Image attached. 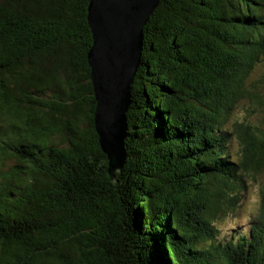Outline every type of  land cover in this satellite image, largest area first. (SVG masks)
I'll use <instances>...</instances> for the list:
<instances>
[{
	"label": "trees",
	"instance_id": "obj_1",
	"mask_svg": "<svg viewBox=\"0 0 264 264\" xmlns=\"http://www.w3.org/2000/svg\"><path fill=\"white\" fill-rule=\"evenodd\" d=\"M89 2L0 0V264H264V0H161L115 177Z\"/></svg>",
	"mask_w": 264,
	"mask_h": 264
},
{
	"label": "water",
	"instance_id": "obj_2",
	"mask_svg": "<svg viewBox=\"0 0 264 264\" xmlns=\"http://www.w3.org/2000/svg\"><path fill=\"white\" fill-rule=\"evenodd\" d=\"M161 0H90L88 24L93 43L88 52L96 108L95 128L112 177L127 159L126 113L142 60L143 30Z\"/></svg>",
	"mask_w": 264,
	"mask_h": 264
},
{
	"label": "rangeland",
	"instance_id": "obj_3",
	"mask_svg": "<svg viewBox=\"0 0 264 264\" xmlns=\"http://www.w3.org/2000/svg\"><path fill=\"white\" fill-rule=\"evenodd\" d=\"M260 116L256 115L254 119H258ZM254 186L252 187V189L250 190V192H248V198H247V202L245 205V208L243 209V213H246L247 211L253 209L258 200H259V189H258V184H253Z\"/></svg>",
	"mask_w": 264,
	"mask_h": 264
}]
</instances>
